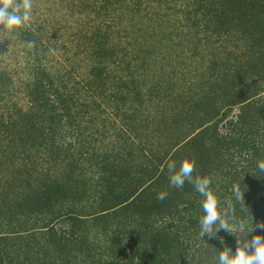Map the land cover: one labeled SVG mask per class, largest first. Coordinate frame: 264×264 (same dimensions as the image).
<instances>
[{
	"label": "trees",
	"instance_id": "1",
	"mask_svg": "<svg viewBox=\"0 0 264 264\" xmlns=\"http://www.w3.org/2000/svg\"><path fill=\"white\" fill-rule=\"evenodd\" d=\"M55 1L0 40V264L234 253L167 163L194 159L230 224L264 221V0Z\"/></svg>",
	"mask_w": 264,
	"mask_h": 264
},
{
	"label": "clouds",
	"instance_id": "2",
	"mask_svg": "<svg viewBox=\"0 0 264 264\" xmlns=\"http://www.w3.org/2000/svg\"><path fill=\"white\" fill-rule=\"evenodd\" d=\"M32 8L33 0H0V40H7L18 29L30 23ZM27 47H34V42L28 41ZM257 168L264 173V160L257 162ZM167 171L171 187L182 189L187 182L193 185L196 193L202 198L203 215L199 217V236L202 239L206 234L215 236L219 229L227 230L237 237L235 252L225 246L222 251H218L215 264H264V236L256 234L252 235L251 239L247 238L257 229L264 230V221L254 224L252 216L251 223L247 220L236 221L233 218V223L230 224L228 213L221 209L220 202L211 189V179L199 174L194 175V159L184 158L178 167L175 161H171L167 163ZM232 191L236 200L244 202L238 186H234ZM156 198L163 201L167 198V192H158Z\"/></svg>",
	"mask_w": 264,
	"mask_h": 264
},
{
	"label": "rangeland",
	"instance_id": "3",
	"mask_svg": "<svg viewBox=\"0 0 264 264\" xmlns=\"http://www.w3.org/2000/svg\"><path fill=\"white\" fill-rule=\"evenodd\" d=\"M33 1H36V11L38 12V15H39V13H40V11H42V12H47L49 9L51 10V11H49V12H53L54 11V9H58V10H62L63 8L61 7V5L59 6V5H57V1H55V3H53V2H51V1H53V0H48V2H42V0H33ZM44 3V4H43ZM45 5V6H44ZM47 7H49L48 9H47ZM36 12V13H37ZM35 16H36V14H35ZM66 33H68V30H66ZM68 36V35H67ZM12 37V36H11ZM66 37V36H65ZM13 38V37H12ZM67 39H69V38H67ZM59 58H61L60 57V55L59 54H57L56 53V56L54 57V59H59ZM150 105V104H149ZM148 109H150V108H148ZM147 109V110H148ZM111 132L112 133H114L115 134V130H111L110 132H109V134H111ZM103 142H101V144H102Z\"/></svg>",
	"mask_w": 264,
	"mask_h": 264
}]
</instances>
